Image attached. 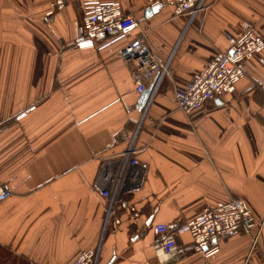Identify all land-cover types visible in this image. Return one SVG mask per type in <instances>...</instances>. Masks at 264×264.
<instances>
[{
    "label": "crops",
    "instance_id": "0c3cea01",
    "mask_svg": "<svg viewBox=\"0 0 264 264\" xmlns=\"http://www.w3.org/2000/svg\"><path fill=\"white\" fill-rule=\"evenodd\" d=\"M99 1L140 22L100 51L77 46L87 0L50 17L52 0H0V181L12 191L0 202V264H71L91 249L97 264H264V52L232 95L191 114L174 96L244 23L264 37V0H206L190 23L167 5L147 16L141 0ZM141 32L170 72L142 110L119 56ZM132 142L148 165L143 188L124 195L139 217L118 207L120 224L107 223L99 160ZM233 199L252 211L253 233L217 239L210 256L180 234L178 256L158 257L157 225L175 230Z\"/></svg>",
    "mask_w": 264,
    "mask_h": 264
},
{
    "label": "built area",
    "instance_id": "2783aa9c",
    "mask_svg": "<svg viewBox=\"0 0 264 264\" xmlns=\"http://www.w3.org/2000/svg\"><path fill=\"white\" fill-rule=\"evenodd\" d=\"M71 0H52L47 17L63 10ZM89 6L79 27L77 46L79 49L103 50L126 36L131 28H140L139 20L132 14H125L122 6L115 2L87 0ZM145 9L167 5L173 8L175 17L187 18L192 22L199 13H205L209 5L206 0H141ZM241 37H228V47L218 53L203 71L194 72L187 89H176L174 96L179 109L185 114L199 110L203 105L216 99L232 95L239 82L246 76V63L264 52V37L251 23L243 24ZM119 56L129 74L137 83L139 94L152 89L158 92L166 76L170 74L169 64L161 62L145 32L122 46ZM134 143L118 155L100 158V167L93 188L105 201L107 223L117 216L118 207L129 213L132 220L139 217L137 208L124 200L128 192L140 191L148 169L139 160ZM12 195V191L0 181V202ZM256 226L255 218L246 201L233 199L207 206L193 220L171 230L165 224L154 228L158 241L155 251L161 259L169 261L178 256L177 235L187 233L192 238L194 251L206 256L217 249L211 247L221 238L238 233L251 234ZM99 250L91 249L81 253L71 264H97Z\"/></svg>",
    "mask_w": 264,
    "mask_h": 264
},
{
    "label": "water",
    "instance_id": "95a60500",
    "mask_svg": "<svg viewBox=\"0 0 264 264\" xmlns=\"http://www.w3.org/2000/svg\"><path fill=\"white\" fill-rule=\"evenodd\" d=\"M160 8V6H157L151 10H149L147 13V16H149L150 13L152 12H156L158 9ZM151 94H152V89H149L147 91H145L144 93L141 94V98L139 101V109L142 110L146 107L147 103L149 102L150 98H151Z\"/></svg>",
    "mask_w": 264,
    "mask_h": 264
}]
</instances>
